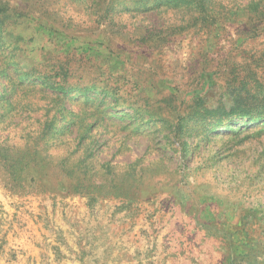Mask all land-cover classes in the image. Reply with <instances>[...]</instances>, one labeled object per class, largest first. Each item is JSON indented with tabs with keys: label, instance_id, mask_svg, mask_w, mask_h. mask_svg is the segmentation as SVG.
<instances>
[{
	"label": "rangeland",
	"instance_id": "1",
	"mask_svg": "<svg viewBox=\"0 0 264 264\" xmlns=\"http://www.w3.org/2000/svg\"><path fill=\"white\" fill-rule=\"evenodd\" d=\"M204 209L263 243L264 0H0V264H165Z\"/></svg>",
	"mask_w": 264,
	"mask_h": 264
},
{
	"label": "crops",
	"instance_id": "2",
	"mask_svg": "<svg viewBox=\"0 0 264 264\" xmlns=\"http://www.w3.org/2000/svg\"><path fill=\"white\" fill-rule=\"evenodd\" d=\"M221 214L209 209L183 214L177 220L183 225L177 237L184 252L167 255L165 264H264V241L259 245L237 234L234 219L225 214L228 219L222 222Z\"/></svg>",
	"mask_w": 264,
	"mask_h": 264
}]
</instances>
